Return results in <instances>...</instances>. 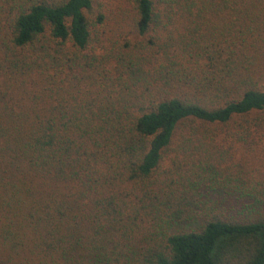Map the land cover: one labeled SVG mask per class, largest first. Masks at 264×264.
<instances>
[{"label":"trees","instance_id":"obj_1","mask_svg":"<svg viewBox=\"0 0 264 264\" xmlns=\"http://www.w3.org/2000/svg\"><path fill=\"white\" fill-rule=\"evenodd\" d=\"M122 1L98 54L96 0H0V264H264L209 137L264 125V0Z\"/></svg>","mask_w":264,"mask_h":264},{"label":"rangeland","instance_id":"obj_2","mask_svg":"<svg viewBox=\"0 0 264 264\" xmlns=\"http://www.w3.org/2000/svg\"><path fill=\"white\" fill-rule=\"evenodd\" d=\"M96 3L95 9L102 13V17L100 22L92 26V30H97L101 39L100 45L103 46L97 48L96 53L103 54L106 48L109 49L110 42L120 38L130 27L120 11L124 6L122 0H96ZM182 131V129L179 130V132ZM235 131H242V135L237 134L239 135L237 138ZM209 137L218 147L227 150V162L233 164L234 169L238 170L242 181L264 179V125L258 127L252 125L244 131L241 128H234L231 124L215 125L212 126ZM172 157L173 152L167 151L161 161V169L171 165ZM232 204L236 207L235 201L228 199L223 203L222 208L228 209ZM193 219L195 220L182 225L181 228H192L202 222L199 217Z\"/></svg>","mask_w":264,"mask_h":264}]
</instances>
